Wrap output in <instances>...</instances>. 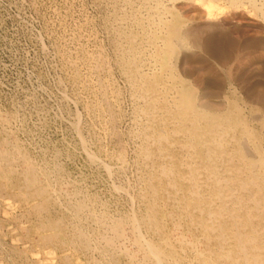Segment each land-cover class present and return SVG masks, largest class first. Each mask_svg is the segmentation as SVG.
Instances as JSON below:
<instances>
[{"label": "bare ground", "instance_id": "bare-ground-1", "mask_svg": "<svg viewBox=\"0 0 264 264\" xmlns=\"http://www.w3.org/2000/svg\"><path fill=\"white\" fill-rule=\"evenodd\" d=\"M134 2L135 5L129 6L130 9L123 11L120 15V21L117 22H120L118 25L121 26L118 27L117 32L121 39V42L119 41L120 68H122L127 82L131 86L133 98L138 104L135 110L138 127L136 130L134 129V136L139 141L137 157L140 160V167L143 172L138 181L141 186L140 190L136 192V194L139 192L138 196L136 195L140 204L139 211L135 212V209L134 214L132 212L131 215L125 214L126 216L123 215L120 218H118L119 216L112 217V214L109 215L110 211L109 214L103 211L102 213L96 212V200L85 197L86 195H80L77 192L78 190L67 194L65 191L64 193L60 192L57 190L56 187L58 186L55 183H60L61 168L52 171L53 175L52 172H48V169L41 168L43 164H41L42 166H39V163L36 164V161L33 160L34 156L32 158L29 155L30 152L28 153L27 149L24 150L26 146L23 147L22 145V149L17 144L9 141L5 131V134H0V147H2L0 148V191L5 190L6 192L16 188L20 200L30 201L29 204L35 201L32 210L36 216H42L46 213L48 215L49 210L57 205L58 198H61L65 206L64 210H69L77 218L83 215L86 216L87 220L94 226L93 234L89 235L90 232H87V234L86 230L83 229L84 227L81 228L77 223L76 225L69 223L72 226H68L67 219L64 216L56 218V215L55 219L48 221V228H45L46 225L42 226L46 231L51 232L48 237L44 238L45 242L54 243L58 246L69 245L76 254L99 252L100 255L106 256V264H264V136L253 131L248 123L249 121L245 118L246 115H243L242 109L239 107L240 104L231 103L226 109L223 106H221L223 109L218 108L217 101L213 103L212 100L205 99L203 95L198 96L196 92L199 90L195 92L193 86L190 87L185 83H188V81L185 80L184 82L178 78L181 77L180 75L177 77L174 74L176 66L180 63L184 52L187 51L189 40H192L196 45H201V41H203L201 39L205 33L210 31L213 35L215 33L217 35L225 27V22L233 23L235 19L239 23L248 16L249 18L260 17L264 21V0H134ZM123 3H125V0ZM175 7L181 8L183 15L181 13L177 14V10V13L174 12ZM110 25L114 26L111 23ZM253 35L255 38H261L263 42V35L258 33H253ZM262 42L259 41L260 45ZM78 43L81 44L80 41ZM209 44L211 45L210 41ZM258 45L256 44V46ZM114 48L116 47L114 46ZM203 48L205 47L203 46ZM210 48L207 51L211 53ZM74 51L79 52L80 50ZM81 62L88 75V80L82 82L86 86L85 89L92 90L93 95H95L94 99L90 100L89 107L91 111L100 117L101 121L99 122L102 126H99L104 135L113 138L115 137L114 128L117 125V113L119 112L116 110L117 106L114 99L118 95L116 97V91L111 82L109 83L104 79V74L108 72L106 71V62L101 54L96 53L94 55L90 54V56L89 54L86 55ZM75 67L73 64L74 69ZM109 71L112 70L109 68ZM74 72L75 78L82 75H79L78 69H75ZM207 92L209 94V91ZM217 98L216 100H218ZM226 98L224 99L226 100ZM259 102L264 110V97ZM245 106L247 107V105ZM86 107L84 108L86 109ZM257 109L259 108L256 107L255 113L258 111ZM6 114L8 115V113ZM251 116L253 117L254 114ZM259 118L262 119V117L256 119L259 120ZM118 127L117 125L116 128ZM118 139H120V136ZM134 141L137 140L134 139ZM83 143L85 144L84 141ZM82 150L84 149L82 148ZM43 152L45 153V151ZM115 157L122 163L123 149H120ZM99 158L101 157L99 156ZM124 159L126 160V158ZM100 166L102 167V165ZM137 174L139 175V173ZM14 195L16 196V194ZM129 197L132 198V196ZM61 206L63 205L61 204ZM103 206L105 207L106 203ZM107 206L109 205L107 204ZM26 209L31 210L30 208ZM128 232L131 236L129 239H131L132 246L135 248L134 251H129L123 247L124 243L128 242ZM177 232L181 233L177 235ZM66 259V261H70L69 258ZM88 264L97 263L90 261Z\"/></svg>", "mask_w": 264, "mask_h": 264}, {"label": "rangeland", "instance_id": "rangeland-1", "mask_svg": "<svg viewBox=\"0 0 264 264\" xmlns=\"http://www.w3.org/2000/svg\"><path fill=\"white\" fill-rule=\"evenodd\" d=\"M123 1L124 0H0V113L2 114H0V122L2 121L0 123V134H5V132H7L6 136H8L7 138H9V141L17 144L22 149L26 146L24 150L27 149L26 151H28V153L30 152L29 155L31 157L34 156L33 160L36 161V164L39 163V166H42L41 164H43L41 168L44 167L45 170L48 169V172L51 173L52 171L61 168L60 171H62L61 180L59 181L60 183H55V185L58 186L56 187L57 190L62 193H64L65 191L66 194L78 190L77 192L80 195H86L85 197L93 198L96 200V212L102 213L103 211L109 214L110 211L111 213L109 215L112 214V217L119 216L118 218L123 215H131V213L135 209V212L139 211L140 204L137 200L139 192L137 194L136 192L137 190H140L141 186L140 182L138 181L142 177L143 173L140 167V160L137 157L139 141L134 136V132L138 127L137 115L135 111L138 104L133 98L131 86L129 82H127V78L122 68H120L119 43L121 42V39L119 38L117 32L118 27L121 26L118 25L120 24V22H117L120 21V15H122L123 11H128L130 9L129 6L135 5V2L134 0H125V3H123ZM114 2H116L117 5ZM177 8L178 7H175L174 12L177 13L178 11L177 14L181 13V15H183V10L181 8ZM259 18L260 17L249 18L247 16L244 20L239 22L240 24L235 19V22H233L235 25L233 23L225 22L224 26L226 28L223 26L224 28L221 30V32H219V34L216 35L215 33L213 35V33L210 31L205 33V35L201 39L203 40L201 41V45H196V43L194 44L192 40H189V43L187 45L188 47L186 48L187 51H185L186 53L184 52L185 55L183 54L180 63H178V65L176 66L174 74L177 77L180 75L181 77L178 78L182 81H188V83H185L190 87L193 86L192 88H194L195 92L199 90L198 92H196L198 96L203 95L205 99L212 100L213 103H216L215 101H217L218 108L220 107L221 109H226L231 103H238V105L240 104L239 107L240 109H242L241 111L243 115L247 116H245V118L249 121L248 123L250 127L255 133L264 136V120L262 121V119H264V110L263 106L259 104L260 99L264 97V39H262V42L261 38H255L253 35V33H258L264 36V21L261 18L259 20ZM110 23L114 26L110 25ZM83 34L85 38L83 37ZM114 35L116 36L115 38ZM86 39L88 40V43L85 41ZM69 40L72 43H70ZM204 40L206 43L204 42ZM208 40L210 41L211 45L209 44ZM213 40L216 43H214ZM258 40L262 42L263 45H260ZM79 41L81 42V44L78 43ZM190 41L192 42L190 43ZM69 44L71 47L68 46ZM98 44L100 45V47ZM256 44L259 45L256 46ZM114 46L116 48H114ZM203 46L205 48H203ZM213 46L214 48L212 49ZM209 47H211V53L207 51L209 50ZM74 50L80 51L76 52ZM113 51H115L116 53ZM93 53L101 54L104 61L106 62V71L108 72L104 74L105 76L103 75L104 79L109 83L111 82L112 87L114 86L113 88L116 91V97L118 95V97L114 100L117 106L116 110L119 111L117 114L118 120L120 119V121L118 122L117 120L116 124L119 127L116 128L117 125H115V137L113 138L105 136L101 131L99 126L101 125L99 122L101 121V119L97 114L91 111L89 107L90 100L92 101L95 95H93L92 90L85 89L86 86L83 83L84 81L88 80V75L85 67L83 66V64H81V60H83V58L88 54L89 56L90 54L94 55ZM65 56L67 57V59ZM185 58L189 60L187 61ZM73 64L76 66L75 69H78V71L80 72V74L79 72L78 74L83 75L79 76L81 80L78 77L75 78V69L73 68ZM109 68L110 70H112L111 72L109 71ZM77 79L79 80L77 81ZM70 82L73 84L71 85ZM81 84H83L84 86L82 85L81 87ZM211 90H214L213 93ZM207 91H209L210 96H208L209 94ZM253 94L254 96H257L254 97ZM221 95L223 96L221 97ZM75 97L77 98V101ZM216 98L218 100H216ZM224 98H226V100ZM245 105H247V107ZM221 106H223V108ZM84 107H86V109ZM256 107L259 108L257 109V113H255ZM9 112L12 113L10 114ZM252 112L254 114L253 117L251 116L253 115L251 114ZM6 113H8V115ZM91 113L93 114V116H91ZM257 117H262V119L259 118L258 120L256 119ZM7 118L9 119L7 120ZM121 120L123 123L121 122ZM76 125L77 127L79 126V128H77ZM92 127L94 128L92 129ZM95 134L99 135L96 137ZM119 136L120 139H118ZM114 139H116L118 143H116L117 141H114ZM134 139L137 141H134ZM97 140H99V142H97ZM83 141L85 142V144L83 143ZM100 142L102 144L104 142L103 146ZM110 143H112L113 145ZM82 148L85 151L82 150ZM78 149H80L81 151ZM120 149H123L122 163H120L116 159V157L114 158V156H116ZM96 150L101 154H98ZM43 151H45V153ZM36 153L37 155H35ZM88 153L90 156L87 155ZM99 156L101 158H99ZM42 157L44 158L42 159ZM56 158L58 159V161ZM124 158H126V160ZM44 159H47L46 162ZM51 161L54 162L52 163ZM93 161L95 164L92 163ZM49 162L51 163L49 164ZM55 163L57 164V166ZM100 165H102V167ZM109 167L111 168V170ZM139 167L140 169L138 170ZM137 173H139V175ZM51 174L53 175L54 173L52 172ZM137 178L139 179L137 180ZM69 187L71 190L69 189ZM8 191H0V264H50L51 262V264H88V262L90 261L96 262L97 264H106V256L102 254L101 256L99 252L76 254L73 252L72 247H69V245L58 246L54 243L45 242L44 238L48 237L51 232L48 230L46 231V229H44L42 226L46 225L45 228H48V221H52L53 219H55L56 215V218L64 216V218L67 219L66 222L68 226L76 225L77 223V225L79 224L81 228L84 227L83 229L84 231L86 230V233L90 232L89 235L93 234L94 226L87 220L85 215L79 216L78 220L75 215H72V212H70L69 210H64L65 206L63 204V200H61V198H58L60 204L57 200V205L51 208L52 210H49L48 215L46 213L42 216H36L32 210L33 206L35 205V201H32L29 204L30 201L24 202L20 200L19 196H17L18 190L16 188ZM79 191H81L83 194ZM14 194H16V196ZM129 196H132V198ZM131 201L133 202L131 203ZM98 202L101 204H99ZM102 202H105L106 206L107 204L109 206L104 207L103 205H105V203L102 204ZM17 203L20 205H18ZM61 204L64 207L61 206ZM26 208H30L31 210ZM68 212L71 214H69ZM135 212H133L132 214H134ZM20 215L29 216L21 217ZM12 217H15V219L13 220ZM35 218L36 221H38L37 223L35 221ZM69 223H71L72 225ZM22 229L24 232L22 231ZM24 233H27L28 235H25ZM180 233L181 232H177V235ZM127 236V241L129 242V244L127 245L128 242H125L123 247L129 251H134L135 248H133L130 241L131 239H129L131 238L129 232L127 233ZM41 242L42 244H40ZM16 253L17 255H15ZM66 258H69L70 261H66ZM25 259H28L30 262L28 260L26 262Z\"/></svg>", "mask_w": 264, "mask_h": 264}]
</instances>
